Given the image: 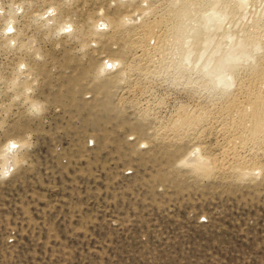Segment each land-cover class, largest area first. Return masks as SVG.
I'll return each instance as SVG.
<instances>
[{"label":"rangeland","instance_id":"rangeland-1","mask_svg":"<svg viewBox=\"0 0 264 264\" xmlns=\"http://www.w3.org/2000/svg\"><path fill=\"white\" fill-rule=\"evenodd\" d=\"M185 1L0 0V264H264V149L225 157L221 126L264 0H199L197 29ZM228 32L261 47L230 87ZM184 110L218 123L179 131Z\"/></svg>","mask_w":264,"mask_h":264},{"label":"bare ground","instance_id":"bare-ground-1","mask_svg":"<svg viewBox=\"0 0 264 264\" xmlns=\"http://www.w3.org/2000/svg\"><path fill=\"white\" fill-rule=\"evenodd\" d=\"M212 1H214V0H212ZM199 2H200L199 0H187L183 3V6L179 9V11H181V13L187 12L189 15V17H188L189 22L187 21L186 27L194 28V26H195V29L199 28V27H197V24H198L197 21L199 19L200 12H199V10H197L199 7L196 6ZM216 11H218V9ZM216 11H215V13H216ZM208 15H211V14H208ZM207 18H208V20L211 19V17H207ZM153 19H154L153 21H149L146 24L144 23L145 24L144 25L145 31H142L144 33L143 37H145V35H146L148 38H152V40H155L157 42L156 44H160L164 41V39H166V36H167L165 34L166 28L164 30L165 32L162 29L163 28L162 24L164 23L165 18H160L157 20L155 17ZM183 22L184 21H182V23H180V24H182L181 26H183ZM204 22H206V21L202 20V21H200L199 24H203ZM234 22H236V20H234ZM209 23H210V21H209ZM165 25H166V22H165ZM141 30H142V27H141ZM202 33H204V32H202ZM212 35L213 34H211V33L206 35V36L204 35L203 41L206 43V46L204 47L205 49H203L201 56H203L205 54V52L207 50L206 47L213 41ZM228 35L234 36V39H233L232 44H231L232 48L227 49L223 53V55H220L221 58H220V60H218L219 65H216V66H210L209 65L208 68L211 70V72L217 71L215 76L217 78V82L219 85H224V86L230 87V85H231L230 75L231 74L228 75V73L224 72V70H226V69L223 70L221 67V64L225 63V62L227 63L229 61H234V62L235 61L243 62L244 60L246 61V55L251 52V46H254L256 48H261V47H260L259 42L256 41V39L253 40V39L248 38V37L237 38L236 35H234L232 32H228ZM168 37H170V36L168 35ZM200 41H202V39ZM142 43L144 44L145 42H142ZM188 48H189V45H188ZM183 49H185V45H184ZM190 50H188V51H190ZM192 52H193V49L190 52L186 53L185 62L188 61V59H190L189 57H191V55L193 54ZM254 55H255V53H254ZM199 59H201V58H199ZM214 60H215V57H214ZM209 61H210V57H209ZM112 63H113V61H112ZM116 63H118V61ZM215 63H216V61H215ZM215 63H214V65H215ZM105 66H106V64H105ZM253 69H254L253 79H252L253 80V87H254L253 91H252V89L244 86V84H243L241 86V88H239V91H241V92H239V94L237 96L235 95L236 97H232L231 99H229V101L226 103V105L223 106L225 109V112H226V115L224 114L223 116H225V118L227 117V120H225V121H223V119L221 120V121H223L222 122L223 124H221V126L225 129H227L226 133H228V134H226L228 136L227 137L225 136L226 137V146L224 147L225 149L223 151L224 155H225V157H231L232 159H234V161L239 162L240 164L241 163L245 164L246 159H245V156H243V153L245 154V151L248 150V148H251L249 146H253V147L258 146L259 148L264 149V59L256 60V63L253 65ZM221 71H223V72H221ZM233 71H235V70H233ZM250 87H251V85H250ZM202 111H200V112H197V111L189 112L186 110L182 111L181 113H179L177 115V118L175 119L176 124H174V126H176L179 129V131L182 130L184 132L189 133V132H193V131L199 129V127H203L204 125H206L208 123H212V121L218 123V121H215L214 119L213 120L211 119L212 121H209L208 116L210 114L208 113L209 114L208 115L207 112L205 113ZM219 117H221V116H219ZM219 122H220V120H219ZM10 144H11L10 146H14V150H16L15 147L19 148L18 146H15V143H10ZM8 149H7V151H9ZM12 150H11V152H12ZM7 155H9V154H7ZM9 158H11V157L9 156ZM7 161L11 162L9 159ZM248 164H249V162H248ZM206 165H207V163H206ZM199 167H201V166H199ZM195 168H196V165H195ZM201 168L206 170L204 167H201ZM208 168H209V166H208Z\"/></svg>","mask_w":264,"mask_h":264},{"label":"clouds","instance_id":"clouds-1","mask_svg":"<svg viewBox=\"0 0 264 264\" xmlns=\"http://www.w3.org/2000/svg\"><path fill=\"white\" fill-rule=\"evenodd\" d=\"M0 179H6V178L0 177Z\"/></svg>","mask_w":264,"mask_h":264}]
</instances>
